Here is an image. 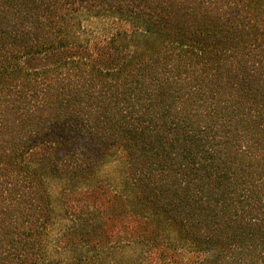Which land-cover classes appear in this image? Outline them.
<instances>
[{
	"label": "trees",
	"instance_id": "1",
	"mask_svg": "<svg viewBox=\"0 0 264 264\" xmlns=\"http://www.w3.org/2000/svg\"><path fill=\"white\" fill-rule=\"evenodd\" d=\"M0 264H264V0H0Z\"/></svg>",
	"mask_w": 264,
	"mask_h": 264
},
{
	"label": "rangeland",
	"instance_id": "2",
	"mask_svg": "<svg viewBox=\"0 0 264 264\" xmlns=\"http://www.w3.org/2000/svg\"><path fill=\"white\" fill-rule=\"evenodd\" d=\"M123 172V163L120 158L114 159L110 163H106L102 166L103 178L109 179L113 185L117 188L118 191L121 190V175ZM56 185L52 184L51 190L53 191L54 195L56 196L57 189Z\"/></svg>",
	"mask_w": 264,
	"mask_h": 264
}]
</instances>
